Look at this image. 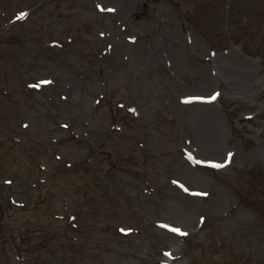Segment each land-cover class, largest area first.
Listing matches in <instances>:
<instances>
[{"label": "rangeland", "instance_id": "1", "mask_svg": "<svg viewBox=\"0 0 264 264\" xmlns=\"http://www.w3.org/2000/svg\"><path fill=\"white\" fill-rule=\"evenodd\" d=\"M40 263L264 264V0H0V264Z\"/></svg>", "mask_w": 264, "mask_h": 264}, {"label": "snow or ice", "instance_id": "2", "mask_svg": "<svg viewBox=\"0 0 264 264\" xmlns=\"http://www.w3.org/2000/svg\"><path fill=\"white\" fill-rule=\"evenodd\" d=\"M99 7V6H98ZM25 14L24 13H20V16L22 17V16H24ZM213 167H219L220 165H212ZM171 231H173V232H177V233H179L180 232V229H178V228H171L170 229ZM165 255H167V253H165Z\"/></svg>", "mask_w": 264, "mask_h": 264}, {"label": "bare ground", "instance_id": "3", "mask_svg": "<svg viewBox=\"0 0 264 264\" xmlns=\"http://www.w3.org/2000/svg\"><path fill=\"white\" fill-rule=\"evenodd\" d=\"M217 143V142H216Z\"/></svg>", "mask_w": 264, "mask_h": 264}]
</instances>
